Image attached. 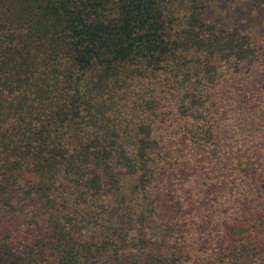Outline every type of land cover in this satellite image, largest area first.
I'll return each mask as SVG.
<instances>
[{
    "label": "trees",
    "instance_id": "16d2710c",
    "mask_svg": "<svg viewBox=\"0 0 264 264\" xmlns=\"http://www.w3.org/2000/svg\"><path fill=\"white\" fill-rule=\"evenodd\" d=\"M210 8L0 0V264H264V25Z\"/></svg>",
    "mask_w": 264,
    "mask_h": 264
},
{
    "label": "rangeland",
    "instance_id": "374dc122",
    "mask_svg": "<svg viewBox=\"0 0 264 264\" xmlns=\"http://www.w3.org/2000/svg\"><path fill=\"white\" fill-rule=\"evenodd\" d=\"M210 14L225 28L241 32L264 25V0H211Z\"/></svg>",
    "mask_w": 264,
    "mask_h": 264
}]
</instances>
